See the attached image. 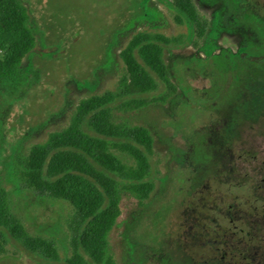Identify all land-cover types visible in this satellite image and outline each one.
Returning a JSON list of instances; mask_svg holds the SVG:
<instances>
[{
    "label": "rangeland",
    "instance_id": "374dc122",
    "mask_svg": "<svg viewBox=\"0 0 264 264\" xmlns=\"http://www.w3.org/2000/svg\"><path fill=\"white\" fill-rule=\"evenodd\" d=\"M20 1L36 46L22 60L29 78L18 94L0 86V188L10 212L31 236L52 241L59 260H44L8 237L0 264L87 258L71 205L26 188L21 162L68 125L80 100L120 94L119 54L142 31L181 37L183 45L163 51L173 92L121 96L113 107L116 123L149 130L154 153V189L144 204L119 188L120 215L107 235L113 261L242 264L238 248L228 247L232 235L250 231L249 218L264 217V0H193L208 20L200 41L173 0ZM262 237L253 240L260 256Z\"/></svg>",
    "mask_w": 264,
    "mask_h": 264
},
{
    "label": "trees",
    "instance_id": "16d2710c",
    "mask_svg": "<svg viewBox=\"0 0 264 264\" xmlns=\"http://www.w3.org/2000/svg\"><path fill=\"white\" fill-rule=\"evenodd\" d=\"M172 6L192 24L195 38L203 39L208 20L198 13L193 0H173ZM175 20L181 22L178 16ZM178 45H183L181 37L144 31L134 34L119 54L124 67L120 94L109 91L80 100L68 125L34 145L21 162L19 176L26 188L39 196L64 200L74 210L75 238L87 258L75 253L67 264H115L107 235L120 215L119 188L132 194L140 205L152 193L151 133L142 126L116 123L113 107L121 96L173 92L175 85L163 51ZM35 46L27 8L20 0H0V86L7 95L16 96L29 78L22 60ZM146 104L139 102L135 106ZM113 150L127 155L132 164L123 163ZM192 168L193 172L197 169ZM239 170L241 173L243 168ZM248 226L253 240L261 238L262 243L264 225L255 224V229ZM8 237L44 260H59L52 241L31 236L10 212L7 193L0 188V255L7 251ZM234 243L228 247L238 248L242 264H264V249L258 255L249 238H239ZM216 264L229 263L219 259Z\"/></svg>",
    "mask_w": 264,
    "mask_h": 264
},
{
    "label": "flooded vegetation",
    "instance_id": "af4514ba",
    "mask_svg": "<svg viewBox=\"0 0 264 264\" xmlns=\"http://www.w3.org/2000/svg\"><path fill=\"white\" fill-rule=\"evenodd\" d=\"M220 161L221 160H219V163H220ZM221 165V163L219 164V166H218V173H221V169H222V165ZM263 182H264V180H262ZM248 224H250L251 225V227H252V229H255L254 228V225L255 224H262V225H264V217L261 219V218H249L248 220ZM231 222H232V224H233V218H231ZM239 235H243L244 237L243 238H249V240H250V244H251V248H254V244H253V236L254 235H252L249 231L248 232H245L244 233V230H239L238 232H235V233H233V235H232V240H234V241H236L237 242V239H238V237L237 238H235L234 236H239ZM242 238V237H241ZM252 240V241H251ZM233 244H236V243H234L233 242ZM222 258H224V256H222ZM222 260V259H221Z\"/></svg>",
    "mask_w": 264,
    "mask_h": 264
}]
</instances>
